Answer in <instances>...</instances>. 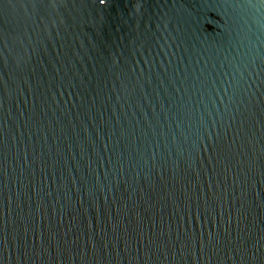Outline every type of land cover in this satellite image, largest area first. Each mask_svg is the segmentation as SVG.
I'll use <instances>...</instances> for the list:
<instances>
[{"label":"water","instance_id":"obj_1","mask_svg":"<svg viewBox=\"0 0 264 264\" xmlns=\"http://www.w3.org/2000/svg\"><path fill=\"white\" fill-rule=\"evenodd\" d=\"M0 264H264V0H0Z\"/></svg>","mask_w":264,"mask_h":264},{"label":"snow or ice","instance_id":"obj_2","mask_svg":"<svg viewBox=\"0 0 264 264\" xmlns=\"http://www.w3.org/2000/svg\"><path fill=\"white\" fill-rule=\"evenodd\" d=\"M106 2V0H100V3H105Z\"/></svg>","mask_w":264,"mask_h":264}]
</instances>
